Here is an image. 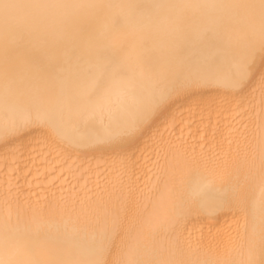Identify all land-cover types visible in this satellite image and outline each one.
<instances>
[{"label":"bare ground","instance_id":"6f19581e","mask_svg":"<svg viewBox=\"0 0 264 264\" xmlns=\"http://www.w3.org/2000/svg\"><path fill=\"white\" fill-rule=\"evenodd\" d=\"M13 2L57 6L15 10L8 25L30 32L33 46L28 59L52 74L64 64L65 52L83 54L117 17L115 51L130 57L129 75L143 72L147 77L173 46L178 58L202 62L208 56L205 45L215 44L216 36L209 33L200 44L180 37L193 34L212 17L229 12L241 15L239 10L152 5L243 0ZM121 5L139 7H117ZM228 27L241 25L234 21ZM4 29L5 21L0 18V32ZM262 79L264 60L258 53L239 87L212 82L177 88L132 136L114 144H74L83 128L71 120L56 128L37 121L0 136V258L18 264L64 258L91 243L97 218L110 219L117 213L120 224L106 259L115 264L124 258L128 246L136 242L139 216L152 210L156 191L163 187L159 173L166 159L176 158L169 187L179 192L181 185L186 188L199 180L185 166V152H202L208 164L200 171L215 173L218 185L228 183L237 166L258 157L264 124ZM122 161L129 164L126 170ZM248 195L258 201V181ZM248 233L249 218L237 207L193 206L175 232L158 233L142 244L161 249L164 259L185 264H243L249 256Z\"/></svg>","mask_w":264,"mask_h":264},{"label":"snow or ice","instance_id":"6c2138e0","mask_svg":"<svg viewBox=\"0 0 264 264\" xmlns=\"http://www.w3.org/2000/svg\"><path fill=\"white\" fill-rule=\"evenodd\" d=\"M56 5L20 4L0 0V18L5 29L0 32V136H6L43 121L56 128L64 121H75L83 132L74 144H114L132 136L138 125L165 103L177 88H190L212 82L230 88L239 87L247 75L249 62L259 53L264 60V0H243L230 4H155L156 8L196 7L239 10L212 17L191 35L180 39L204 42L209 33L215 44H207L208 56L201 61L180 59L175 46L162 57L158 66L145 77L128 74L129 56L116 51L118 18L113 17L106 31L89 43L83 54L64 53V64L54 74L28 59L33 46L31 34L20 27H8L13 12L21 8H46ZM117 7L137 8L138 5ZM241 27H228L232 22ZM111 33V35H109ZM264 84V79H262ZM264 103V101H262ZM33 110L36 115L33 116ZM211 118V116H209ZM185 166L199 176L198 182L181 185L179 192L169 187L174 177L176 158L165 161L159 179L163 187L156 191L152 210L141 214L136 223V242L128 246L124 258L115 264H185L162 258V250L142 244L158 233L175 232L193 206L237 207L249 218V256L243 264H264V124L261 125L258 157L237 166L228 183L218 185L216 174L202 173L207 157L195 149L185 152ZM126 170L128 162L122 161ZM258 181L259 199L248 190ZM155 191V190H154ZM97 231L86 248L67 253L64 258L23 264H109L106 256L113 246V234L120 224L119 214L97 218ZM8 237H5L6 244ZM179 247V240H176ZM0 264H18L0 258ZM198 264H211L209 261Z\"/></svg>","mask_w":264,"mask_h":264}]
</instances>
